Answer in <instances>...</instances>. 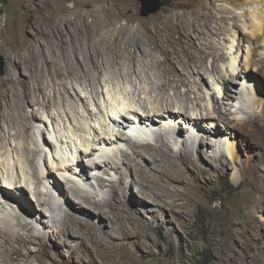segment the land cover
Wrapping results in <instances>:
<instances>
[{
    "label": "bare ground",
    "instance_id": "obj_1",
    "mask_svg": "<svg viewBox=\"0 0 264 264\" xmlns=\"http://www.w3.org/2000/svg\"><path fill=\"white\" fill-rule=\"evenodd\" d=\"M92 1L96 3V9L92 10H97L99 15L94 13L92 20L83 15L81 21L73 22L69 18L61 20L57 12L58 9L71 12L67 10L66 0H40L38 3L48 9L49 23L34 30L33 38L28 37L29 30L24 27L18 31L13 29L19 48L18 55L12 56L15 65L22 63L20 50L25 46L32 51L36 49L33 54L37 53L41 62L36 61L35 56L26 60L29 80L19 81L11 74L0 80V119L5 118L8 124L0 127V193L6 204L16 205L7 211L0 210V264H33L32 257L42 264H180L179 258L159 257L154 248H161L162 241L170 244L174 231L185 228L193 206L199 203L202 189L206 187L200 182L201 178H207L212 184L214 173L232 165L229 156L241 165L238 169L242 182L249 185L235 192L225 207L214 209L216 216L243 213L252 189L264 186L260 163H253L252 157L243 160L237 141L231 140L234 134L248 139L247 136L254 138L264 131V56L258 57L259 50L249 48L242 69L235 72L231 67L227 75L219 66L225 55L214 40L215 35L227 31L251 43L250 36L260 37L264 45V0H221L224 3L217 5L221 15L211 12L210 4L215 0H175L166 17L153 22L137 20L138 9L133 0ZM235 6L248 7L252 20L246 21V27L238 22L246 10L237 14ZM24 8L30 9V5L24 4ZM123 18L126 23H121ZM230 19L232 22L224 25ZM6 30L11 36L10 25ZM2 33L4 28L0 30ZM8 41L0 42V49L5 48ZM156 52L164 59L158 58ZM57 53L59 59L52 61L54 69L51 71L48 55ZM209 57L214 60V70L222 84L219 91H224L227 99L235 97L232 92L239 88L238 85L244 89L248 81L254 90V106H238L244 113L241 117L230 118L227 114L231 110L230 102L225 110L219 105L217 96H212L209 109L201 101L205 96L197 86L196 74L206 73ZM258 77L260 79L254 83ZM67 79L72 80V87ZM50 81L54 84V96L47 91ZM19 82L22 91L17 89ZM72 89L76 90V99L83 105V111L66 96ZM9 93L12 99L5 100ZM101 93L107 102L104 108L99 107ZM38 94L43 96L48 117L37 112L26 115L27 102H39ZM56 97L62 101L57 112L52 108ZM4 100V106L10 109L9 119L1 110ZM93 101L105 120L101 118L97 122L96 112L89 106ZM112 109L117 113L115 117L108 113ZM37 118L42 123L48 122L50 128L54 127L59 148L47 136L43 143L36 139L35 149L28 146L30 138L35 140L36 135L31 131L37 128L33 122ZM86 118L89 122L84 121ZM163 121L165 128H156ZM182 122L189 124L191 136L202 137L198 138V145L188 138L182 139L183 148L178 153L173 144H179L184 135ZM132 128L136 129L137 141L129 135ZM155 136L157 143H153ZM212 136L219 138L216 143L209 140ZM22 137L27 142L22 141L24 148L20 149L14 141ZM125 143L130 144L133 154L123 149ZM221 143L226 147V154L216 151ZM47 146L52 150L50 159L47 152L44 155ZM112 147L120 150L127 172L121 171L124 166L119 163L118 154H112L117 152ZM207 147L215 152L208 157L210 166L200 158ZM55 151L59 157L55 156ZM145 158L148 162L142 161ZM59 159L62 163H58ZM109 166L120 173V178L97 177L102 187L99 189L91 181L94 175L88 171L107 173ZM51 177H54V184ZM127 177L132 178L131 181ZM89 181L90 187L80 183ZM134 184L138 190L134 195L129 194ZM106 186L109 189L103 188ZM53 188L61 195L60 201L54 200ZM35 196L39 201L36 203L38 210L46 216L40 218L39 224L44 228L54 225L60 228L55 233L56 238L71 248V258L60 259L58 254L51 253V244L46 240L48 233H42L30 221L33 212L22 199L28 198L33 204ZM4 202L0 199L3 206ZM147 213L152 220L147 218ZM25 229L38 231L26 235L22 231ZM53 232H49V237ZM33 243L38 244V248L32 249ZM139 251L142 252L140 256L136 254ZM167 253L165 250L169 255Z\"/></svg>",
    "mask_w": 264,
    "mask_h": 264
},
{
    "label": "rangeland",
    "instance_id": "obj_2",
    "mask_svg": "<svg viewBox=\"0 0 264 264\" xmlns=\"http://www.w3.org/2000/svg\"><path fill=\"white\" fill-rule=\"evenodd\" d=\"M38 1L40 0H0V8H2L0 12V30L4 28V33L0 34V42H3L5 39H9L7 42L8 44L5 45V48L0 49V80L3 78H7L10 74L16 75L18 80H29L31 79V76L29 75L27 66H26V60L31 59L33 56H35V60L39 63L41 62L40 57L36 56L37 53L36 49L34 51L30 50L26 46L23 47L20 50V58L22 59V63L19 66H16L12 56H17L19 52V48L16 45V42L14 41L13 36V29L17 30L21 27H24V29H28L29 31L26 33L29 38H33L32 35L35 33L34 30L40 28V25H45L49 23L48 19V9L47 7L43 8ZM136 2L137 4V20L144 19L149 22H153L154 20L158 18H165L166 15L172 10L173 2L175 0H160L162 2V6L155 12H152L148 15H143L144 11V3L142 0H133V2ZM219 3H224L221 0H215L210 4L211 12L214 15H221L220 9L217 7ZM24 4L30 5V9H25ZM89 4V7L86 5ZM65 5L69 8L67 10L71 9V12L66 11L62 12V10L58 9L57 12L59 13V18L61 20H66V18L71 19L73 22L81 21L83 19V15H86L89 17L90 20L94 18V13L97 10L94 8V5L96 3L92 0H66ZM117 7V6H116ZM237 10V14H243L245 12V16H240L238 19V22L241 26L246 27L245 23L246 21L252 20V16L250 14V11L248 10V7L245 9H240L239 6H235ZM170 9V10H169ZM131 11L129 10L128 13ZM225 13V12H224ZM228 16H231L229 14L231 13H225ZM99 15V13H98ZM126 18L122 19L121 23H126ZM138 22V21H136ZM136 22H134L136 24ZM232 22L230 19L229 22L225 23L224 25H229ZM53 24V23H52ZM10 25L11 27V36H9V33L6 30V26ZM35 26L34 29H31L30 26ZM137 25V24H136ZM215 43L217 44V47L220 49L222 53H224L225 58L221 59L219 61L220 70L223 73H226L227 75L230 74L231 67L235 70V72H239L240 69H242L243 65L245 64V57L249 51V48H256L259 51H257L258 57L264 56V53L262 54L264 50L263 45V39L260 41V37H254L250 36L251 42H248V40H239L235 33H229L225 32L224 34L215 35L214 36ZM259 39V40H258ZM259 42V43H258ZM262 44V45H260ZM233 46V49L230 48V46ZM241 46V49L239 48ZM243 46V47H242ZM50 48V47H49ZM238 50V51H237ZM237 51V52H236ZM251 56H252V52ZM158 58L164 59V56L160 54L159 52L155 53ZM59 53L57 55H48L50 65L49 70L53 71L54 67L52 66V61L59 59ZM57 56V57H56ZM238 59V60H236ZM213 58L209 57L206 62L205 68L207 69L206 73L203 76H197V86L201 88V92H203V96H205V99L201 98V101L207 108L209 109L210 104L213 102L212 96H217V100H219V105L222 106L223 109L226 110V104L227 102H230L231 104V110L227 111L228 116L230 118L235 117H241L242 114L238 106L242 104L243 106H248L251 108L254 106L255 102V95L254 90L249 86V81L247 84L245 83L244 89L242 88V85H238L239 88H235L236 90L232 93L235 97L231 98L230 100L227 99L225 92H220V88L222 87V84L218 82V74L214 70L213 66ZM237 61V62H236ZM260 78H255L253 82L255 83ZM51 80V78H50ZM69 86L72 87V80L67 79ZM252 82V81H250ZM47 84V91L48 94H51L54 96V84H52V81L48 82ZM216 83L219 85L217 86ZM252 84L253 86H257V84ZM18 91L23 90V86L18 83L17 86ZM100 90H102V87L100 86ZM182 91H185V88H182ZM76 90L72 89L71 93H67L66 96L68 98H71L77 106H79V109L81 111L84 110L83 105H81L80 102L76 99ZM196 93H193L192 96L195 97ZM225 95V96H224ZM244 96L245 99L242 97ZM12 99V93H9L7 95L5 100ZM39 102L36 103L34 100H29L27 102V112L26 115H31L34 112H37L39 115H44L45 117H48L47 108H44L43 102V96L38 94ZM3 101V107L1 110H4L6 117L9 119L8 113L10 109L5 107L6 101ZM92 100V99H91ZM1 102V100H0ZM91 103L89 106L91 109L94 108L96 112V119L97 122L99 119L104 118V114L100 112V109L98 108V104ZM99 107L104 108L105 102L104 94L101 93L100 98L98 100ZM94 104V105H93ZM62 107V101L60 97H56L55 106L53 105L52 108L54 111L57 112L58 108ZM112 110H109L108 113H112L114 117L117 115V113H113ZM101 114V115H99ZM100 116V117H99ZM5 118L0 119V127L4 128V124L8 125ZM42 121L40 118L34 119L33 122L37 125V128L32 129V135L35 136V140L33 138L29 139L28 146L32 149H35L36 147V139L40 140V142H44V136L49 137L51 140H54L56 146L59 148V144L56 137V132L54 131V127L50 128L48 122H40ZM85 122H89L86 119H84ZM172 121V120H171ZM171 124V123H168ZM99 125V124H98ZM97 125V126H98ZM181 125L183 128H185L184 135L180 137L181 142L179 144H173V147L177 150L179 153L182 148V139L188 138L190 142H192L195 145H198V141L201 139L202 135H194L191 136L189 133V124L187 125L185 122H182ZM116 126V125H115ZM163 126V127H162ZM48 127L50 130H48ZM114 127V126H112ZM117 129L119 126H117ZM165 128L164 121L158 124L156 128ZM45 128V129H44ZM105 128H108L105 126ZM158 129V130H159ZM35 131V132H34ZM99 131L102 132L104 135L107 134V132H104L99 128ZM15 133V130L12 131ZM201 132H204L203 130ZM199 133V131H198ZM4 135V134H3ZM256 136V135H255ZM178 137V136H177ZM199 138V140H198ZM246 139L240 134H234L231 135V140L237 141V146L239 149H241V156L243 160L247 159L248 157H252L250 160L253 163H260V167L264 172V131L262 135H258L257 137H248ZM179 139V140H180ZM217 139L214 136H212L209 140H212L214 143L217 142ZM224 140V138H223ZM27 142L26 139L18 138L15 139L14 144H18V147L20 149L23 147V142ZM224 142V141H223ZM153 143H157V137H154ZM261 144V145H260ZM123 149L128 150L131 154H133L132 147L129 143L122 144ZM219 146V147H218ZM218 147L216 151H218L219 154L223 153L226 154V147L224 143L218 144ZM51 147L47 146L46 151L44 152V155L46 156L47 152V158L50 159L52 157V150ZM113 149V147H112ZM206 151L200 155L201 160H203V163L206 166H210V163L208 161V157L214 154L212 149L205 148ZM5 150V149H4ZM117 152H112V154H118L117 159L119 160V163H122L124 168L121 169V171L127 172L125 168V163L122 162L123 156L119 149H113ZM119 151V152H118ZM51 153V155H50ZM111 154V155H112ZM55 156H58V153L55 151ZM96 157H99V154L95 155ZM228 156V155H227ZM87 161L90 160L89 157L85 158ZM228 159L232 163V165H228V169H224L218 173H214L212 175V184L207 178H201L200 182L205 185L203 193H201L200 201L197 205L193 206V211L188 216V221L186 223L185 228L183 230H179V232L174 231V235L172 237V241L170 244H166L164 241H162L161 248L155 247L154 251L156 254L159 255L161 258H179L180 264H264V186H260V189H252V196L248 202V207L245 209V211L239 215L231 216L227 215L226 213L215 215L213 214L214 209L223 208L226 205V202L230 200V198L235 195V192L237 193L240 190H243L245 187H248L249 185L245 186V182L243 180V177L241 175V172L238 168H240V164L234 163V160L228 156ZM144 162H148V158L142 159ZM58 162V161H57ZM58 163H62V159H59ZM218 164H221L220 161H217ZM73 168L76 171H79V168L73 164ZM109 170L107 173L105 171H97L94 173H91V170L88 171V173L95 178L91 179V181L94 183L96 187L99 189H102L100 187L99 181L97 180V177L104 176L105 178L109 180H119L120 173H118L115 169L111 168V166L107 167ZM81 171V170H80ZM58 172H62L58 171ZM129 172V171H128ZM72 173V172H71ZM71 173H68V177H71ZM132 173L129 172V176H131ZM208 175V174H206ZM132 178L127 177L128 181H131ZM51 181L54 184V177H51ZM51 183V186H52ZM81 185L90 187L91 182L88 183L80 182ZM79 183V184H80ZM50 186V185H49ZM43 189L46 190L44 186H42ZM92 188V187H91ZM90 188V189H91ZM104 189H109V186L103 187ZM138 190V187L136 184L133 185L131 190L129 191V194H136ZM18 191V190H17ZM54 200L60 201L59 198L61 195L57 192V189H54ZM0 199L4 202L5 198L3 197L2 193H0ZM28 198L22 199L24 201V204L27 205L29 208H31L33 214L29 216L30 221H32L37 227H39L42 231V233H48L46 236V240L48 243L51 244V253L58 254L60 259H68L71 258V248L66 244L62 243L61 239L56 238L57 234L56 232L60 231L59 227H56L54 225L53 228L51 227H45L42 224H39L40 218L44 216L45 214L40 212L38 210V206L36 203H38V197H33V204L29 201ZM236 199L233 198L232 201ZM3 206L0 204V210L7 211L6 209H13L16 205L10 206L9 204H6L4 202ZM138 205V204H137ZM13 207V208H12ZM49 208V207H48ZM52 211V209H49ZM50 213V212H49ZM34 214H38L34 216ZM13 219V217H10ZM37 218V219H36ZM147 218L149 220H152L150 213H147ZM14 222H17L15 220ZM154 222V221H153ZM4 225V224H3ZM54 230V232H53ZM170 229L167 227L166 231H169ZM26 235L27 234H37V231H30V230H22ZM52 233V237H49V232ZM181 233V234H179ZM156 236V234H154ZM75 245V243H72ZM38 248V244L33 243L32 249ZM165 250L168 251L166 255ZM142 252H136L137 255L140 256ZM65 254V255H64ZM165 254V255H164ZM182 261V262H181ZM31 262L33 264H42L40 260H38L36 257L31 258Z\"/></svg>",
    "mask_w": 264,
    "mask_h": 264
},
{
    "label": "water",
    "instance_id": "obj_3",
    "mask_svg": "<svg viewBox=\"0 0 264 264\" xmlns=\"http://www.w3.org/2000/svg\"><path fill=\"white\" fill-rule=\"evenodd\" d=\"M142 1L144 3L143 15H148L152 12H155L162 6V2L160 0H142Z\"/></svg>",
    "mask_w": 264,
    "mask_h": 264
},
{
    "label": "clouds",
    "instance_id": "obj_4",
    "mask_svg": "<svg viewBox=\"0 0 264 264\" xmlns=\"http://www.w3.org/2000/svg\"><path fill=\"white\" fill-rule=\"evenodd\" d=\"M148 124H150V123H148ZM122 129H125V128H123L122 127ZM127 130L125 129V132H126ZM134 131L136 132V129L134 128ZM130 135V134H129ZM135 141H137V139H138V135H137V133H136V135L135 136H132V135H130Z\"/></svg>",
    "mask_w": 264,
    "mask_h": 264
}]
</instances>
